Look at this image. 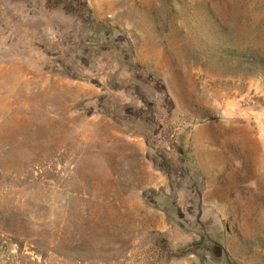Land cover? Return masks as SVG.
Listing matches in <instances>:
<instances>
[{"label":"rangeland","instance_id":"obj_1","mask_svg":"<svg viewBox=\"0 0 264 264\" xmlns=\"http://www.w3.org/2000/svg\"><path fill=\"white\" fill-rule=\"evenodd\" d=\"M0 264H264V0H0Z\"/></svg>","mask_w":264,"mask_h":264}]
</instances>
